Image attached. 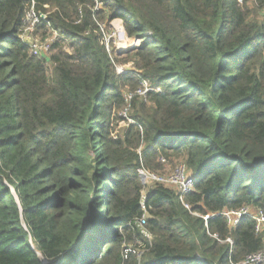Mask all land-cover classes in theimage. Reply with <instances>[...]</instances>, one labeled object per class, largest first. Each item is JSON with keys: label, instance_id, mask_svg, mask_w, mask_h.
Here are the masks:
<instances>
[{"label": "trees", "instance_id": "16d2710c", "mask_svg": "<svg viewBox=\"0 0 264 264\" xmlns=\"http://www.w3.org/2000/svg\"><path fill=\"white\" fill-rule=\"evenodd\" d=\"M33 4L47 17L36 38L58 34L43 58L19 38ZM263 8L0 0V264H239L264 251L252 219L230 230L201 218L264 212ZM115 20L140 40L120 55L101 28ZM128 61L136 71L118 74ZM144 83L152 90L128 103ZM128 104L133 123L113 137ZM162 160L197 175L192 211L142 184L139 170L161 172Z\"/></svg>", "mask_w": 264, "mask_h": 264}, {"label": "built area", "instance_id": "2783aa9c", "mask_svg": "<svg viewBox=\"0 0 264 264\" xmlns=\"http://www.w3.org/2000/svg\"><path fill=\"white\" fill-rule=\"evenodd\" d=\"M98 7H96L95 9L97 10ZM46 18H47L46 15L36 12L35 4H33L32 7L27 11L23 19L22 28L19 34V38L22 41L27 42L29 44L33 54L41 58H43L48 54L51 45L58 37V34L56 32H53L51 37H47L45 39L41 38L42 39L41 41H43L42 43L37 41L38 38L35 39L36 38L35 31L38 25L46 21ZM101 28L104 33L105 31L104 26H102ZM148 35H151V33H149ZM106 48L108 51H110L108 44H106ZM145 86L147 88H144ZM150 90L152 89L150 88L149 84L144 83L143 88L138 90L137 92L138 95L143 96ZM139 154H141L140 151ZM162 163L165 165L166 161L162 160ZM139 176L145 188L151 185L150 183L152 184L156 183L173 190L178 195H180L182 204L185 207V209L192 211L191 206L184 201V198L185 196L194 192L197 175L194 172H192L185 163H180L172 173L167 175L152 173L144 168H141L139 170ZM144 198H145V192L143 199ZM193 215L199 216L197 213H193ZM219 216H223L227 220L230 230H235L237 227H239L243 218H250L256 223V233L261 234L264 232V212L261 210H255L251 207H244L236 211H225L223 213L201 216V218L204 219L205 225L208 228L209 220ZM213 237L218 239L217 235ZM220 242L228 243L232 247L235 244V241L232 237L227 238L226 241L223 242L220 241ZM239 264H264V251L247 257L245 261Z\"/></svg>", "mask_w": 264, "mask_h": 264}, {"label": "rangeland", "instance_id": "374dc122", "mask_svg": "<svg viewBox=\"0 0 264 264\" xmlns=\"http://www.w3.org/2000/svg\"><path fill=\"white\" fill-rule=\"evenodd\" d=\"M258 14H259V18L261 20H264V8ZM111 26H112V29L110 31H107V30L104 31V40H105V43L109 45L110 51H112V48H111L112 46L115 47L116 52L119 50L121 52H126L127 50L132 49V48L139 45L140 40L138 38H129L127 36V34L123 28V23H121L120 21H114V22H112ZM37 38H35V39H37V41H39L40 43L43 42V41H41L42 40L41 36H38ZM116 68H117L118 74H127V73H132V72L134 73L136 71L134 64L131 61L117 63ZM144 88H147V87L145 86ZM126 91L130 92L129 88L126 89ZM135 95H138V92L128 93L127 95H125L127 100H128V103L132 99L130 97L135 96ZM131 112H132L131 106H129V104H128L122 110V112L120 114V116L124 119V121H115L113 124V129H112V136L113 137H118L121 134H123V132L127 128V125L133 123L132 119L130 118ZM180 163L181 162L177 161L174 165L165 164L164 170H162L161 172H158L157 174H160V175L170 174L175 170V168ZM150 184H152V183H150Z\"/></svg>", "mask_w": 264, "mask_h": 264}, {"label": "water", "instance_id": "95a60500", "mask_svg": "<svg viewBox=\"0 0 264 264\" xmlns=\"http://www.w3.org/2000/svg\"><path fill=\"white\" fill-rule=\"evenodd\" d=\"M122 53H124V52H121L120 50L117 51V54H118V55H120V54H122Z\"/></svg>", "mask_w": 264, "mask_h": 264}, {"label": "crops", "instance_id": "0c3cea01", "mask_svg": "<svg viewBox=\"0 0 264 264\" xmlns=\"http://www.w3.org/2000/svg\"><path fill=\"white\" fill-rule=\"evenodd\" d=\"M115 21H120L121 23H123L121 20H115ZM114 22V21H113Z\"/></svg>", "mask_w": 264, "mask_h": 264}, {"label": "bare ground", "instance_id": "6f19581e", "mask_svg": "<svg viewBox=\"0 0 264 264\" xmlns=\"http://www.w3.org/2000/svg\"><path fill=\"white\" fill-rule=\"evenodd\" d=\"M123 47H124V46H123ZM123 47H122V48H123Z\"/></svg>", "mask_w": 264, "mask_h": 264}]
</instances>
